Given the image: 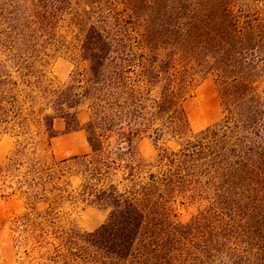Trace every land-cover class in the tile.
I'll return each instance as SVG.
<instances>
[{
    "label": "rangeland",
    "instance_id": "rangeland-1",
    "mask_svg": "<svg viewBox=\"0 0 264 264\" xmlns=\"http://www.w3.org/2000/svg\"><path fill=\"white\" fill-rule=\"evenodd\" d=\"M68 7L45 30L30 0H0V264H99L91 234L129 203L138 244L173 264H264V0ZM228 111L254 142L239 155L260 169L252 193L228 153L179 157ZM32 161L51 170L34 200Z\"/></svg>",
    "mask_w": 264,
    "mask_h": 264
},
{
    "label": "trees",
    "instance_id": "trees-1",
    "mask_svg": "<svg viewBox=\"0 0 264 264\" xmlns=\"http://www.w3.org/2000/svg\"><path fill=\"white\" fill-rule=\"evenodd\" d=\"M30 3L32 7L31 17L34 19L32 23L37 24L41 29L48 30L52 28L54 22L60 20L62 12L68 11L70 0H30ZM83 13L85 14V11H83ZM80 25L81 23H79V26ZM3 115V108L0 103V123L5 122L2 121ZM13 118L17 119V122L20 121L18 124H22L26 121L27 116H22L21 113H14ZM52 120L53 118L49 121V130H51ZM47 130L48 129H46V131ZM71 130L75 131L74 128H71ZM247 133L248 131L244 129V125L240 121H237L231 111H228V114H226L220 122L200 131L196 135L195 142L186 141L182 145L179 157H189L199 161L214 155L218 162V166L221 164L220 160H222L227 153L241 160L239 155L250 152L251 148L249 149L248 145L254 144ZM54 137H56L54 134L48 135L49 139ZM28 144V142H24V144L23 142H18L16 144L18 148L15 150L14 155L17 153L22 154L26 151L28 149ZM90 146H92L91 143ZM215 149H218L216 154L214 153ZM171 155L173 159H171L170 162L173 164L178 155L176 153H171ZM158 158L162 161L163 156L158 155ZM240 160L238 163H234V165L236 167L242 166L245 170H240L243 174L237 172L239 170H232L236 175L235 179L239 180V182L234 181L233 185L234 187L238 185L236 188L244 189L245 192L252 193L255 187L262 184L258 175L255 173V170L260 171V169L255 166L254 163L249 166L243 165ZM29 165L27 175L30 177V183H28L27 186L31 191L30 195H28V199L31 198L34 200L36 197L33 196L34 198H32V195L37 194L39 187H41L40 182H42V177H44V174L50 177L51 170H49V168H41L33 161ZM207 184L208 183H206V185ZM129 204L130 205L126 209L127 212L125 211L126 213L123 211L112 214L106 226H102L101 229L91 234L89 245L94 249V252L99 255V259H97L99 264H173L167 253L161 251V247L155 245V243L150 242V244L144 245L140 242L138 244L137 236L139 235L140 228L143 226V217L137 208L131 206V203ZM18 219L20 222H30V215L26 213ZM117 224L119 225V230H116L113 236L112 234H108L107 230H109V227ZM107 235L110 237L107 238ZM73 263L88 264L84 261V258L78 256L73 259Z\"/></svg>",
    "mask_w": 264,
    "mask_h": 264
}]
</instances>
